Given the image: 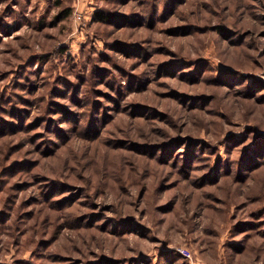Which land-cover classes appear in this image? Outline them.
I'll use <instances>...</instances> for the list:
<instances>
[{
	"label": "rangeland",
	"instance_id": "1",
	"mask_svg": "<svg viewBox=\"0 0 264 264\" xmlns=\"http://www.w3.org/2000/svg\"><path fill=\"white\" fill-rule=\"evenodd\" d=\"M0 264H264V0H0Z\"/></svg>",
	"mask_w": 264,
	"mask_h": 264
},
{
	"label": "trees",
	"instance_id": "2",
	"mask_svg": "<svg viewBox=\"0 0 264 264\" xmlns=\"http://www.w3.org/2000/svg\"><path fill=\"white\" fill-rule=\"evenodd\" d=\"M106 15H104V13L102 12H98L97 14L94 15V18L96 20H102V21H105L106 20Z\"/></svg>",
	"mask_w": 264,
	"mask_h": 264
}]
</instances>
